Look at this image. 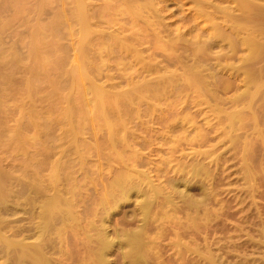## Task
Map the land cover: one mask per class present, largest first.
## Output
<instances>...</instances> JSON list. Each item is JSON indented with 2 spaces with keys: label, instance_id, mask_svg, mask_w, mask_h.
Here are the masks:
<instances>
[{
  "label": "rangeland",
  "instance_id": "obj_1",
  "mask_svg": "<svg viewBox=\"0 0 264 264\" xmlns=\"http://www.w3.org/2000/svg\"><path fill=\"white\" fill-rule=\"evenodd\" d=\"M87 1H90L88 2L91 8V10L89 9L90 14L95 17L103 14L104 17L97 16V19L95 18V24L91 26L92 30L90 28L89 31L91 33L81 34L80 25L72 16L76 12L73 0H0V96L3 94L0 97V113H3V115L0 116L5 118V122L2 121L5 126L3 124L0 126V175L3 174L1 176L0 192L4 190L2 194H4L3 192L6 194V190L12 191H8L10 192L8 193L9 196L3 200L4 202L0 198V217L9 224L13 222L14 218L16 220V224H11L13 232L11 228L9 230L6 227L2 230L5 232L1 231L0 234L8 237V235L12 236L14 230H16L20 234L19 237L22 238L23 232L27 230L25 228L29 227L30 229L35 220H39L40 206L38 205L40 202L38 203V201L41 198H38L40 200H34L32 203L28 199L29 189L31 186L36 185L35 181L38 183L42 178L47 182L53 173L54 166H59L61 175H64L60 177V182L58 181L59 186H61L59 189L58 186L56 188L62 192H70V194L73 192L76 202L74 201L72 209L74 213H80V215L77 213L79 216L78 228L75 229L76 232L73 229L72 231L71 228L69 231L67 230L68 233L66 232V234H69V238L65 234V237H67L63 248L71 257L70 264H82L80 257L86 251L83 247L86 239L83 237H86L85 233L87 231L105 225L109 235L116 237V232L121 235L123 231L136 229L143 224L142 211L139 210L140 201L144 198L143 195L148 190V185H143V193L139 194L137 191H133L127 201L121 200L113 204L111 203L113 200L109 201L108 208L101 202L105 193L112 188L111 181L115 178V175L120 171H125L124 163L128 159L129 152H132L136 147L137 149H135L140 150L139 154L142 157L139 159L137 169L148 173L154 185L161 188L168 187L166 190L171 192L173 203L176 202L177 205H181L184 201L185 204H189L195 202V200L196 202L200 200L199 202L202 203L203 199L207 202H203V204L198 202L199 209L197 213L195 209L189 210L180 207L178 210L169 211L171 216L173 215V220L167 223L165 231L157 230L161 215L158 216L159 218L156 221L151 220L150 225L147 226V233L150 235H147L148 239L145 238V245L152 249L145 256L144 264H209V258L212 255L214 256L212 258L218 260L216 264H241L240 261H244V264H264V59L261 60L264 56L257 57L260 59L259 61L254 56L249 58V50L240 45H237L236 49L234 48L235 51L232 50L231 53L230 47L226 45L227 43H222V45L214 46L209 54L196 59L190 50L182 51L178 49L175 52L169 48L162 49L159 46L162 42H158L155 37L135 42L131 37L132 29L133 31L136 29L133 28L134 21L131 19V14L123 9L122 0ZM205 1L207 3L211 1L213 5H208L204 11H198L194 0L158 1L159 7L164 8L161 14L166 17L165 26L169 27L167 28L169 32L176 30L173 31V33H176L180 30L182 33H186L188 39L196 37L194 35L197 34L199 36L201 34L202 37L204 32L203 39L207 40L219 32L232 31L231 27H239L238 29L241 30L240 37L244 36L245 31L252 29L253 32L247 31L248 34L250 32L251 35L254 32L259 33V36L255 33L252 39L264 43V11L259 8L261 7L264 10V0H251L253 6L248 9L242 8L233 0ZM113 6L114 8H110ZM121 7L122 9H120ZM255 10L256 12H254ZM17 11L18 13L19 11L23 12L24 15L21 12L17 14ZM64 11L65 14H63ZM246 11L250 12H247L248 15L250 14L249 16L246 15ZM257 11L260 13L258 14ZM197 12H202V14ZM227 14L235 16L234 20L233 17L230 18ZM16 15H19V17ZM243 15H245L244 19ZM250 16L252 19L249 18ZM57 17L62 20L65 19L66 23L63 21L64 24L61 21L62 24H60V19ZM239 18L241 19L239 20ZM247 18L250 19V24L244 21ZM53 20H57L60 27L57 26V33L48 36L46 41L48 40V43L51 44L55 42V47L58 46L59 48L44 51L46 54L42 52L38 56L33 50L45 48V44L41 42L44 40L41 39L38 32L40 28L50 26L52 24L50 22H54ZM135 23L137 24L136 27L143 26L142 19ZM34 31L36 32L34 33ZM115 34H119L126 39H124L125 42L127 41L126 44L133 48L131 53L125 54L121 49L117 50L119 47L111 50V47H109L110 41L107 39L109 35L111 37ZM168 39V37L163 38L164 41ZM105 43L108 44L107 47ZM235 44H238V42L236 41ZM61 46L63 49L60 48ZM79 46H82L81 50L84 51V54H82L83 51L79 50ZM34 47L35 49H33ZM104 48L106 50L107 48L110 49L111 53L110 51L103 52ZM65 49L67 50L65 51ZM79 51L80 53H78ZM35 54L36 56H34ZM40 56L44 58L39 60ZM247 56L249 59L246 58ZM61 58L66 60L64 64ZM86 61L87 63H85ZM58 65L60 66L58 67ZM153 65L155 67L166 66L168 72H165L166 68L161 70L166 75H171L173 74L171 72L175 71L176 74H185L186 76V71H192L197 65V68L208 66L209 71H207V74L210 73L213 77L210 75L211 77L207 79L214 80L212 89V91H215L214 94L212 93L214 96L211 94L208 96L209 98L204 97L205 95L199 98V95L189 88L183 90L180 97L169 96L162 101L160 108H163L164 111L155 113L156 115L160 113L159 118L153 116V120H150L151 122L147 124L149 127L146 129L143 126V129L146 130L143 134L139 130V122L142 120L147 121L149 116H144L141 112L140 117H134V114L137 113V107H129L131 112L128 111L131 114L136 111L131 115L134 126L130 125L131 128L128 130L131 131L130 133L133 132L134 136L136 135L133 147L136 146L126 149L120 143L116 150L102 149L107 143L109 135L105 130H99L96 133L90 132L92 130L91 125L94 124L86 121V117L88 113L90 114L91 107L84 108L83 102L77 100L81 90L79 88L87 87L90 90L88 94L91 99L88 98L90 101L92 100L91 104H93L95 102L92 98H95L94 95L98 89V87L92 88L93 84L106 87L107 90L117 83H125L121 87H126V80L130 75L134 76ZM48 66L52 67L49 68ZM81 67H85L83 71L87 73V79L84 81L86 85L80 84L79 86V83L77 85L75 82L76 77L71 72L79 70ZM27 69L28 71H26ZM153 75L149 74L147 76H158ZM182 83L187 84L185 81ZM118 89L121 90L122 88L117 86L116 90L111 91L118 92ZM244 93L247 95H244ZM11 95L13 96L9 97ZM73 95H76L73 97L75 98V101H73L75 102L73 104L74 108L75 106L77 108H75V116L71 113L74 109L69 111L68 114L62 111L68 107L69 102L66 99ZM59 102L63 105L66 103L65 107L61 104L63 109L58 107L62 109L61 112L55 109L59 106L58 104L54 107V104ZM1 109L4 110L5 115ZM35 110H37L36 113ZM240 112L241 116L234 115ZM61 114L64 115V118ZM37 115H39V118H37ZM51 116L56 117L52 118ZM3 117L0 119H3ZM40 118L41 120L51 118L48 120L51 123L46 121L47 126L43 123V120L42 123H38L41 122ZM28 119L32 120L33 125L37 127L30 123V125L26 124ZM38 119L40 121L36 122ZM52 119L53 121L55 119V121H51ZM35 122L39 126L42 124L45 126L42 125L43 128L40 127L41 130H39V126ZM49 123L51 126H49ZM169 123L172 124L170 128L168 127ZM81 126L83 130L78 128ZM21 128H24V130ZM72 128H74L76 135L68 133L67 129ZM77 128L81 130L79 131ZM19 129L22 132L24 131L22 135H27V138L22 135L19 136L21 133H19ZM64 131L69 134L68 138L66 136L68 134H63ZM2 133L4 134L2 135ZM12 135H15V138L17 136L20 144L15 142L17 140H14ZM21 136L24 141V138L28 139L29 142L26 141V144L28 142L31 145L28 144L27 147ZM34 136L36 139H34ZM31 138L34 140H31ZM10 139L14 145L11 144ZM8 141L10 144L6 145L5 142L8 143ZM140 144H146L145 148H140ZM250 150L251 152H249ZM118 153L123 154L124 162L118 159ZM194 166H200L201 175L194 176L193 170L197 168ZM31 167L35 170L34 172L30 170ZM24 169L30 171H24ZM162 171H165L164 175L167 178H173L178 182L176 189L185 190V194L189 196L183 198L178 193L174 196L175 194L172 193L170 186H167L168 182L165 181L164 177H158ZM26 173H31L32 176L24 177L27 176ZM183 180L187 182L189 180V187ZM69 182L73 184L69 185ZM50 192H53V190ZM2 194L0 193V195ZM211 198L212 201H210ZM26 201L29 202L26 203ZM21 202H24L26 208L21 206L23 205ZM27 204H32L33 207L37 204V207L32 212V208L27 209L28 206L32 207V205L27 206ZM13 206L19 210H15ZM7 207L8 209H6ZM25 209L31 211V213L27 210L25 212ZM35 213L36 215H34ZM92 224L96 227L92 228L94 227ZM184 225H188L190 236L188 233L179 234L180 226ZM27 231L29 232V230ZM27 231L25 232L27 233ZM25 232L24 234H26ZM158 232L160 233L158 234ZM182 234L185 236L181 237ZM33 239L34 237L27 238L26 241L29 240L28 242H30ZM179 241L188 246L185 249L189 250L188 252L180 248ZM93 246L94 244L90 245V247ZM114 250L108 256L111 261L110 264L130 263L128 259H123L122 249L116 247ZM183 252L186 257L181 256L184 254ZM57 256L59 257L58 254ZM4 259H7V257L0 258V264H11L9 261L12 258L9 261L6 260L8 261L6 263ZM219 260L224 262L220 263Z\"/></svg>",
  "mask_w": 264,
  "mask_h": 264
},
{
  "label": "bare ground",
  "instance_id": "obj_2",
  "mask_svg": "<svg viewBox=\"0 0 264 264\" xmlns=\"http://www.w3.org/2000/svg\"><path fill=\"white\" fill-rule=\"evenodd\" d=\"M121 1V0H120ZM160 0H122L123 2V9L125 11H127V13H130L131 14V19L134 21V26L133 28L135 29L133 31L132 29V40L133 41H137V42H140L141 39L142 40H147V39H150L151 37H155L157 38L158 42H162L160 43V47L163 49V48H169L170 50H173V51H177L178 49L182 50V51H187V50H190L193 57H195L196 59L198 57H203L204 55H207L209 54L210 50L216 46V45H219L222 43H227L226 45H228V47H230L229 50H231V53H232V50H234V48L236 49V46L237 45H240V46H243L247 48V50H249V58L251 56H254L256 57V59H258V61L260 60L259 56H264V43L262 42H258L256 40H253L252 37L253 35L256 33L254 32V34L252 33L251 35V32L248 34L249 31H252L253 30H247L245 31L243 34L244 36H241L239 34L240 33V29H238L239 27L237 28H232V31L229 30V32H219L215 35H213L212 37H209L207 40H204L203 39V34L204 32L202 33V37H201V34L199 36V34L197 35H194L196 37L194 38H190L188 39L187 36H186V33H182L180 30H178L176 33H173V31H170L169 32V27L165 26V15H162L161 12L164 11V8L162 7H159V2ZM208 1V0H207ZM224 1H232V0H224ZM234 2H237L239 4V6H241L242 8H245V9H248L250 7H252L253 5V1L251 0H233ZM257 1V0H255ZM254 1V2H255ZM21 2V1H20ZM75 6H76V12L74 15V19L78 22V25H80V33L81 34H88V32L90 31V28L92 30V25L95 24V18L97 16H101L102 18L104 17L103 14L102 15H97L96 17L92 14L89 13V9L91 10L90 6H89V3L90 1H87V0H73ZM121 2V3H122ZM211 2V1H209ZM207 3L205 0H194V3L197 5V9L198 11H204L205 8L208 6V5H211V3ZM259 2V1H258ZM260 3V2H259ZM264 3V2H263ZM25 4V3H24ZM213 5V4H212ZM217 5V4H216ZM256 5H258V3H256ZM111 6V5H109ZM215 6V4H214ZM237 6V5H236ZM255 6V5H254ZM259 6V5H258ZM106 7H108L106 5ZM122 7L120 9H122ZM167 7V6H166ZM256 7V6H255ZM16 8V7H15ZM110 8H114L113 7H110ZM262 11H264L261 7H259ZM19 9V7H18ZM93 9V8H92ZM226 9V8H225ZM254 9V8H253ZM17 10V9H16ZM65 10V9H63ZM123 10V11H124ZM228 10V9H227ZM238 10V9H237ZM259 11V9H257ZM260 10V11H261ZM75 11V9H74ZM243 11V10H242ZM257 11V12H258ZM21 11H19L20 13ZM24 12V10H23ZM23 12H21L23 14ZM119 12V10H118ZM122 12V11H121ZM248 13H250L249 11H246V15L249 16ZM256 12V10L254 11ZM18 11H17V14H19ZM25 13V12H24ZM61 13V12H60ZM94 13V12H93ZM124 13V12H123ZM198 14H202V12H197ZM229 13V12H228ZM243 13V12H242ZM260 12H258L259 14ZM65 14V11L64 13ZM97 14V13H96ZM197 14V15H198ZM257 14V13H256ZM263 14V13H261ZM24 15V14H23ZM228 16L233 17V20H234V17L235 16H231V14H227ZM264 15V14H263ZM19 17V15H16ZM259 16V15H258ZM22 17V16H21ZM100 17V18H101ZM238 17H241V16H238ZM260 17V16H259ZM259 17H256L257 19ZM58 18V17H57ZM56 18V19H57ZM245 18V15H243V19ZM250 19L251 16L249 17ZM263 18V17H262ZM60 19V18H58ZM57 19V20H58ZM97 19V18H96ZM99 19V18H98ZM143 20V26H138L136 27V21H139V20ZM194 19V18H193ZM241 18H239L240 20ZM250 19L248 20V18L246 20H244L245 22H247L248 24ZM57 20H53L54 22H50L52 23L50 26H46V28H43L41 29L40 28V31L38 32L41 39H43L44 41H41L42 43L45 44V48L44 49H36V50H33L35 49V47L32 49L34 51V53H36L38 56L42 54V52L44 51H47V50H54L55 48H59L58 46L55 47V42L54 44L52 43H48V40L46 41L47 37L50 36L51 34H55L57 33V29L59 26ZM262 20V19H261ZM59 21V20H58ZM61 21H65L66 23V20H62L60 19L59 23H61ZM243 21V20H242ZM252 21V20H251ZM100 22V21H98ZM97 22V23H98ZM229 22V21H228ZM231 22V21H230ZM244 22V23H245ZM64 23V22H63ZM64 23V24H65ZM233 23V22H231ZM246 23V24H247ZM260 23V22H259ZM58 24V25H57ZM63 24V25H64ZM76 24V23H75ZM243 24V23H241ZM247 24V25H248ZM70 25V24H69ZM76 24V26H78ZM1 26V25H0ZM42 26V24H41ZM259 26V24H258ZM261 26V25H260ZM60 27V26H59ZM264 27V26H263ZM244 28V27H243ZM241 28V29H243ZM4 29V28H3ZM2 29V30H3ZM61 29V28H60ZM94 29V28H93ZM171 29V28H170ZM246 30V29H245ZM61 31V30H60ZM78 31V30H77ZM176 31V30H175ZM174 31V32H175ZM255 31V30H254ZM36 31H34L35 33ZM94 32V31H93ZM150 32V33H148ZM258 32V31H257ZM36 33V34H38ZM91 33V32H89ZM167 35H166V34ZM227 33V34H226ZM246 33V35H245ZM263 33V32H262ZM78 34V33H77ZM165 34V35H164ZM257 34V33H256ZM259 34V33H258ZM257 34V35H258ZM206 35V34H205ZM262 35V34H260ZM53 36V35H52ZM57 36V35H56ZM80 36V35H78ZM82 36V35H81ZM110 36V35H109ZM108 36V41H110L109 43V47H111V50H113L115 47H119L117 50H120L125 53V54H129L133 51V48L129 45L126 44L125 42V38H122L119 34H115V35H111V37ZM259 36V35H258ZM37 37V36H36ZM35 37V38H36ZM60 37V36H59ZM86 37V36H85ZM129 37V38H131ZM165 37H168L169 39L167 41H164L163 38ZM235 37V38H233ZM55 38V36H54ZM107 38V37H106ZM264 38V36H263ZM97 39V38H96ZM125 39V40H124ZM32 40H33V37H32ZM40 42V40H38ZM55 41V40H54ZM60 41V40H59ZM103 41V40H102ZM164 41V42H163ZM238 42V44H235V42ZM32 42V41H31ZM78 42V41H77ZM104 42V41H103ZM234 42V44H233ZM34 43V42H33ZM40 43V44H42ZM106 44V43H105ZM32 45V44H31ZM58 45V44H57ZM108 44H106V47H107ZM44 46V45H43ZM78 46V45H76ZM39 47V46H38ZM64 47V46H63ZM79 50L82 52L83 50L82 49V46H79ZM62 48V46L60 47ZM66 48V47H65ZM86 48V47H85ZM63 49V48H62ZM88 49V48H87ZM58 50V49H57ZM67 49H65L66 51ZM91 50V49H90ZM80 51L78 53H80ZM106 52V51H110V49L107 48H104L103 52ZM57 52H61V51H57ZM115 52V51H114ZM45 53V52H44ZM43 53V54H44ZM56 53V52H55ZM88 53V52H87ZM111 53V51H110ZM36 54L34 56H36ZM46 54V53H45ZM65 54V53H64ZM84 54V51L83 53ZM82 54H80L82 56ZM107 54H109L107 52ZM86 55V54H85ZM90 55V54H88ZM32 56V55H31ZM32 56V57H34ZM44 56V55H42ZM46 56V55H45ZM44 56V57H45ZM62 56V54H61ZM64 56V55H63ZM80 56V57H81ZM43 57V58H44ZM66 57V56H65ZM65 57H63L64 59H66ZM253 57V58H254ZM35 58V57H34ZM41 58V56L39 57V60L40 59H43ZM87 58V56H86ZM248 58V56L246 57ZM248 58V59H249ZM62 59V58H61ZM62 59L64 62H62L63 64L65 63L66 60ZM82 59V58H81ZM246 59V60H248ZM252 59V58H251ZM250 59V60H251ZM264 59L263 57L261 58V60ZM87 60H89L87 58ZM245 60V59H244ZM47 61V59H46ZM252 61V60H251ZM44 62V61H43ZM81 62V60H80ZM202 62V61H201ZM48 63V62H47ZM60 63V61H59ZM58 63V64H59ZM61 63V64H62ZM87 63V61L85 62ZM84 63V64H85ZM205 63V62H204ZM4 64V63H2ZM44 64V63H43ZM51 64V62H50ZM203 64V63H202ZM47 65V64H46ZM82 65V63H81ZM204 65V64H203ZM202 65V66H203ZM60 65H58L59 67ZM198 66V65H197ZM194 67L192 71H189V74H188V71H186L187 73V76L184 74H176L174 72H171L173 74L171 75H166L165 72H168L167 71V67L166 66H163V67H155V65L149 67L148 69H144V71H141L139 72L138 74L134 75V76H129V78L126 80V87H121V85H125V83L121 84V83H117L116 85H112L111 88H109V90L106 89V87L104 88L103 86H99V85H96V84H93L92 85V88L93 87H98L97 89V92L95 93V98H92L94 99L93 101L95 103L91 104L92 100L90 101V97H89V92L90 90L87 88V87H82V88H79L81 89L80 92H79V95L77 96V100H81L82 104L84 105L83 107L86 108V107H91L90 109V114L88 115L87 114V117H86V121L88 122H91L93 123L94 125H91V128L92 130L90 132L92 133H96L97 131L101 130H105L108 135H109V139L107 141V143L102 147V149H111V150H116L117 147H119L120 143H122V146H124L126 149H130L131 147H133V145L135 144L134 140H135V136L132 133H130L131 131H128L130 130L129 128H131V126H134L132 124V118H131V115H133L136 111L137 113L136 116L134 114V117H140L141 115V112H143L142 115L144 116H149V119H147V121H144L142 120L141 122H139V130L141 132V134H143V132H146V130L143 129V126H145L144 128H148L149 126L147 124H149V122H151L150 120H153V116L154 117H157V119L159 118V115L161 112H163V108L161 109V104H162V101L163 100H166L169 96L171 95H174L175 97H180L181 94H182V91L183 90H186V89H191L193 91H195L198 95H199V98H202V96L204 97H208L209 95H211L212 93L214 94L215 91H212L213 89V82L214 80H209L207 78H210L212 75L210 73L207 74V71H209V67L208 66H203V68L199 67L197 68ZM1 67V66H0ZM49 67V66H48ZM52 67V66H51ZM49 67V68H51ZM208 67V68H207ZM250 67V66H249ZM4 68H7V67H4ZM3 68V69H4ZM48 68V69H49ZM62 68V67H61ZM165 72L163 73V71H161L162 69H165ZM1 69V68H0ZM59 69V68H58ZM83 69H85V67H81L79 70H73L71 73L74 74V76L76 77V83L78 85L79 83V86L80 84L81 85H86L84 83L85 79L86 78V74L85 71H83ZM89 69V68H88ZM155 70V72H154ZM28 71V69L26 70ZM60 71V70H59ZM33 72V71H32ZM50 72V70H49ZM136 72V71H135ZM151 72V73H150ZM162 72V73H161ZM2 73V72H1ZM29 73V72H28ZM48 73V72H47ZM62 73V71H61ZM35 74V73H34ZM72 74V75H73ZM153 75V74H156L158 76L156 77H150V76H147V75ZM29 75V74H28ZM56 75V74H55ZM61 75V74H60ZM211 75V76H210ZM33 76V75H32ZM52 76V75H51ZM58 76V75H57ZM154 76V75H153ZM209 76V77H208ZM56 77V76H55ZM148 77V78H147ZM150 77V78H149ZM213 77V76H212ZM32 78V77H31ZM54 78V77H53ZM253 78V77H252ZM35 79V78H34ZM56 79V78H55ZM188 79V80H187ZM37 80V79H36ZM257 80V79H256ZM33 81V80H32ZM31 81V82H32ZM35 81V80H34ZM185 81L187 82V84H183L182 82ZM37 82V81H36ZM74 83V82H73ZM35 84V83H34ZM38 85V84H37ZM36 86V85H35ZM78 86V87H79ZM117 86H120V88H122L121 90H119L118 92H113L111 90H116ZM37 87V86H36ZM39 88V87H37ZM77 88V87H76ZM91 88V89H92ZM32 89V88H31ZM248 89V88H246ZM4 91V90H3ZM34 91V89H33ZM93 91V90H92ZM246 91V90H245ZM2 92V91H1ZM32 92V90H31ZM76 92V91H75ZM3 93V92H2ZM11 93V91H10ZM77 93V92H76ZM94 93V91H93ZM9 94V93H8ZM13 94V93H12ZM32 94V93H31ZM212 94V95H213ZM246 93H244L245 95ZM3 95V94H2ZM2 95L0 97H2ZM10 95V94H9ZM69 95V94H68ZM67 95V96H68ZM77 95V94H76ZM76 95H73V96H69V98L66 99V101L69 102L68 104V107L64 110L62 108V103H64L63 101H61L62 103H55L54 104V107L58 104L59 106H57V108H55L57 111H64L65 113L68 114L69 111L73 110L71 113L74 114V112L76 113V106L74 108V103L73 101H75V98H73L74 96ZM247 95V94H246ZM13 95L9 96V97H12ZM93 96V97H94ZM214 96V95H213ZM90 99H89V98ZM7 98V97H6ZM66 98V96H65ZM63 97V99H65ZM209 98V97H208ZM3 99V98H2ZM8 99V98H7ZM6 100V99H5ZM201 100V99H200ZM65 101V102H66ZM73 102V103H72ZM76 103H78L76 101ZM21 104V103H20ZM62 104V105H61ZM79 104V103H78ZM18 105V104H17ZM66 105V103L64 104ZM63 105V106H64ZM2 106V105H1ZM137 107V110L135 111L134 109V113L132 112V114L130 113L131 112V109H129V107ZM21 107V106H20ZM34 107V106H33ZM50 107V106H49ZM52 107V106H51ZM53 107V108H54ZM61 107L62 109H59ZM65 107V106H64ZM82 109V106L80 107ZM127 108V109H126ZM143 108V109H141ZM34 109V108H33ZM50 109V108H48ZM59 109V110H58ZM77 109V108H76ZM2 110V109H1ZM52 110V109H51ZM80 110V109H79ZM78 110V111H79ZM130 110V112L128 111ZM132 110V111H133ZM143 110V111H142ZM4 112V110H2ZM37 110H35V113H36ZM81 111V110H80ZM44 112V111H43ZM51 112V111H50ZM59 112V113H60ZM63 112V113H64ZM124 112V113H123ZM157 112H160L158 113V115H156L155 113ZM54 113V112H52ZM56 113V111H55ZM58 113V114H59ZM62 113V114H63ZM87 113V112H86ZM3 115V113H0V115ZM7 114V113H6ZM26 114V113H25ZM57 114V115H58ZM61 114V115H62ZM83 114V113H82ZM4 115H5V112H4ZM8 115V114H7ZM33 115V114H31ZM76 114H74L75 116ZM81 115V114H80ZM78 115V116H80ZM234 115H240L241 116V112L240 113H236ZM36 116V115H35ZM39 118V115H37ZM64 115H62L63 117ZM238 116V117H240ZM3 117V116H0V118ZM52 117V116H51ZM56 116H53L52 118H54ZM71 117V116H70ZM237 117V116H236ZM36 118V119H37ZM42 118V117H41ZM40 118V120H41ZM64 118V117H63ZM66 118V116H65ZM75 118V117H73ZM151 118V119H150ZM4 117L3 119H0L1 120V124L0 126L3 124L2 121H4ZM31 119H32V116H31ZM51 118L49 119H42L44 122V124L47 126V124L45 123L46 121L50 120ZM56 119V118H55ZM54 119V121H55ZM232 119V118H231ZM34 120H35V117H34ZM39 119L36 121H40ZM42 120L41 122H38V123H42ZM79 120V119H77ZM82 120V119H81ZM25 121V120H24ZM27 121V120H26ZM32 120H29L26 122V124L30 123L33 125V121L31 122ZM53 121V119L51 120ZM53 121V122H54ZM67 121V120H66ZM75 121V120H74ZM158 121V120H157ZM5 122V121H4ZM35 122V123H36ZM50 122V121H48ZM52 122V123H53ZM81 122V121H80ZM83 122V121H82ZM7 123V122H6ZM36 123L38 126L39 124ZM51 123V122H50ZM49 123V124H50ZM156 123V122H155ZM154 123V124H155ZM159 123V121H158ZM173 123V122H171ZM169 123L167 126L170 128L172 126V124ZM234 123H235V120H234ZM237 123V121H236ZM23 124H25V122H23ZM22 124V125H23ZM25 124V125H26ZM29 124V125H30ZM69 124V123H67ZM78 124V123H77ZM90 124V123H89ZM5 126V123L3 124ZM43 125V124H42ZM39 126V130L40 127ZM43 125V127L45 126ZM76 125V123H75ZM83 125V124H82ZM131 125V126H130ZM147 125V126H146ZM236 126V124H234ZM241 125V124H240ZM21 126V125H20ZM35 127H37L36 125H33ZM51 126V124L49 125ZM87 126V125H86ZM238 126V124H237ZM3 127V126H2ZM42 127V128H43ZM77 127V126H76ZM84 127V126H83ZM90 127V125H89ZM240 127V126H239ZM4 128V127H3ZM6 128V127H5ZM20 128V127H19ZM34 128V127H33ZM46 128V127H45ZM78 128H82L81 127H78ZM77 128V129H78ZM90 128V129H91ZM22 129V128H21ZM49 129V128H48ZM89 129V128H88ZM152 129V128H151ZM237 130V128H235ZM239 129V128H238ZM1 130V129H0ZM3 130V129H2ZM24 130V128L22 129ZM50 130V129H49ZM79 130V129H78ZM81 130V129H80ZM79 130V131H80ZM83 130V128H82ZM7 131V130H6ZM36 131V130H34ZM45 131V129H44ZM43 131V132H44ZM68 133H71L72 135H76V133H74V128L68 130ZM67 131H64L63 134ZM231 131V130H230ZM9 132V131H8ZM21 132V133H20ZM27 132V131H26ZM37 132V131H36ZM6 133V132H5ZM14 133V132H13ZM19 136L22 135V133H24V131L22 132L20 129H19ZM35 133V132H34ZM46 133V132H45ZM68 133H65L68 134ZM0 134H1V131H0ZM4 133H2L3 135ZM9 134V133H8ZM16 135V133H14ZM38 134V132H37ZM137 134V133H136ZM15 135L12 137L14 138V140L18 139L17 136L15 138ZM26 135V134H25ZM29 135V134H28ZM33 135V134H32ZM24 136V134L22 135ZM21 136V137H22ZM27 136V135H26ZM24 136V137H26ZM38 136V135H37ZM42 136V134H41ZM63 136V135H62ZM67 138L69 136L66 135ZM65 136V137H66ZM11 137V138H12ZM20 137V138H21ZM71 137V136H70ZM228 137V136H227ZM12 138V140H13ZM27 138V137H26ZM25 141L23 140V137L21 138L25 143V145L28 147L29 145H31L30 143H28V139ZM29 138V137H28ZM131 138H134L133 140ZM1 139V138H0ZM6 139V138H5ZM33 138H31L32 140ZM34 139H36V137L34 136ZM33 139V140H34ZM4 140V138H3ZM11 140V139H10ZM12 140H11V144L14 145V143H12ZM19 140V139H18ZM17 140V141H18ZM30 140V139H29ZM2 141V140H1ZM15 141L16 143L20 144L19 142L20 141ZM26 141L27 144H26ZM39 141V140H38ZM37 141V142H38ZM65 141V140H64ZM84 141V140H83ZM36 142V141H35ZM59 142V141H58ZM85 142V141H84ZM32 143V142H31ZM144 143V142H143ZM5 144H10V142L8 141V143L5 142ZM18 144L16 145L18 147ZM29 144V145H28ZM33 144V143H32ZM58 144V143H57ZM64 144V143H63ZM83 144V143H82ZM147 144V143H146ZM146 144H140V148H145V145ZM11 145V146H13ZM10 146V147H11ZM34 146V145H33ZM64 146V145H63ZM62 146V147H63ZM136 146V145H135ZM134 146V147H135ZM15 147V146H14ZM21 147V146H20ZM19 147V148H20ZM74 147V146H73ZM100 147V146H99ZM133 147V148H134ZM13 148V147H12ZM30 148V147H29ZM86 148H88L86 146ZM136 148V147H135ZM133 149L132 152H129V156H128V159H126L128 163H124L125 164V171H120L119 173H117L115 175V178L112 179L111 181V186L112 188L107 191V193H105V196L104 198L101 200L102 204H104V206H106L108 208V206L110 204L109 201H112L111 202L112 204L114 202H119V201H127L129 199V196L130 194L133 192V191H137V193H143V185H148L149 188L145 193V195H143V199L142 201H140V212L142 211L141 213V216H142V221H143V224L140 225L138 228L136 229H132L129 231L128 230H125L123 231V233H120L119 232H116L117 236L116 237H111L107 231V226L105 225H101L98 226L99 228H95L96 226H94V224H92V228H95V229H92V230H89L85 233V236L86 237H83L86 239V241L84 242V248H85V252L83 255H81L82 257H80L81 259V263L82 264H110L111 261L109 260V254L114 252L115 248L118 247L120 248V250L122 249V254H123V259H128L129 260V264H144L145 262V256L150 252V250L152 248H149L145 245V238L148 239V234L147 233V226H149L151 223V220H155L158 219L159 215L160 218H161V221H160V224L157 228V230H161V231H165L167 229V223L168 222H171L173 220V215L171 216V214L169 213V211L171 212L172 210L175 211V210H178V208H184V209H195L194 211L197 213L198 209H199V203L200 204H203L204 199H203V202H199L195 200V202L193 203H189V204H185V202L183 201L181 205H177V203H173L172 199H171V192L166 190V188L168 187H164V188H161L160 186H157V185H154L153 184V181L151 179V176L146 173V172H141L137 169V167L139 166V159L142 158L139 154V151L136 150V149ZM22 149V147H21ZM33 149V148H32ZM97 149V148H96ZM23 150V149H22ZM88 150V149H87ZM99 150V149H98ZM76 151V150H75ZM125 151V150H124ZM85 152V151H84ZM120 152V151H119ZM251 152V150L249 151ZM122 153V152H121ZM124 153V152H123ZM251 156V155H250ZM254 156V155H253ZM118 159L122 160L123 162L125 161L124 160V157H123V154H120L118 153ZM250 159V158H249ZM33 160V159H32ZM56 163V162H55ZM35 164V163H34ZM63 165V164H62ZM31 166V165H30ZM33 166V165H32ZM194 167H197V166H194ZM27 168V167H26ZM37 168V167H36ZM35 168V169H36ZM28 170V169H26ZM24 169V171H26ZM33 172L35 170L31 169ZM28 170V171H30ZM124 170V169H123ZM194 176H198V174L201 175L200 172H202L200 166H198L197 168H195L194 170ZM204 171V170H203ZM32 172V173H33ZM60 169H59V166H54L53 168V173L51 174V177L50 179L46 182L45 180H40L38 181V183H36V181L34 182L36 185L35 186H31L29 191H30V194L28 199H30V201H32V203L34 202V200L36 201L38 198H41L38 199L40 201H38V203L40 202V204L38 206H40V211L38 213V221L35 220V223L32 224V227L29 229V227L25 228L27 230H29V232L27 230H24L27 231V233H29L28 235L24 234L23 232V237L21 238V236L19 237V232L14 230V234H12V236H5V235H1L0 234V258L2 259L3 257H7V259H4L3 261L6 263L9 261V259L12 258V260H10L9 262H11V264H70V256L68 254V252L66 251L65 248H63V244L66 240V237L69 235L66 234V232L68 233L69 229L71 228V230H77L78 228V222H79V216L77 215L78 212H75L73 211V203L74 201L76 202V199H74L75 195H73L72 193L70 194V192H62L61 190H58L59 187V183L58 181L60 182L61 180V176L63 177V175H61L60 173ZM40 173V171H39ZM38 173V174H39ZM5 174V173H4ZM8 174V173H7ZM31 174V173H30ZM28 173H26L25 175L27 176H24V177H29V176H32ZM165 174V171H162L161 174L158 176L159 178H163L165 179L166 182H168V185L167 186H170L171 190L173 191L172 193H174L176 196V194L178 193L179 196H182L184 198L189 196L187 194H185V190H178L176 189L177 188V181L174 180L173 178H167V176L164 175ZM3 175V174H2ZM0 175V183H1V176ZM29 175V176H28ZM37 175V174H36ZM35 176V175H34ZM38 177V176H37ZM23 178V177H22ZM31 178V177H30ZM35 178V177H34ZM65 178V177H64ZM196 178V177H195ZM25 179V178H23ZM31 180V179H30ZM33 180V179H32ZM67 180V178H66ZM72 180V179H71ZM3 181V180H2ZM21 181V180H20ZM27 181V180H26ZM70 181V179H69ZM185 181V180H183ZM23 182V181H22ZM32 182V181H31ZM68 182V181H67ZM75 182V181H74ZM189 182V180H188ZM187 181H185V184L189 187V184ZM58 183V185H57ZM3 184V183H2ZM23 184V183H22ZM73 183H70L69 182V185H71ZM75 184V183H74ZM6 185V184H5ZM27 185V184H26ZM56 186H58V189L56 188ZM74 186V185H73ZM186 186V187H187ZM8 188V187H6ZM11 188V187H10ZM2 189V188H1ZM53 192H50L52 191ZM6 190V189H5ZM4 191V190H2ZM2 191L0 192L2 194ZM10 190H6V194L5 192H3L4 194L0 195V198L1 200H5V198L8 195V193L12 192H8ZM27 193V192H26ZM69 193V194H68ZM34 194V195H33ZM11 195V194H10ZM216 196V195H215ZM25 197V196H24ZM110 198V200H109ZM112 198V199H111ZM203 198V197H202ZM7 199V198H6ZM9 199V198H8ZM0 200V201H1ZM212 201V198L211 200ZM4 202V201H3ZM29 202V201H28ZM26 201V203H28ZM192 202V200H191ZM199 202V203H198ZM6 203V202H5ZM22 203V202H21ZM188 203V202H187ZM207 203V202H205ZM213 203V202H212ZM8 204V203H7ZM19 205H21L20 203H18ZM17 204V205H18ZM24 207V202L22 203ZM118 204V203H117ZM210 204V203H209ZM1 205V204H0ZM16 206V204H14ZM19 205H18V208H19ZM28 205H32V204H27ZM15 206H13V208L15 210H19L17 208H15ZM26 206V204H25ZM34 205L31 206H28L27 209L29 208V210L31 209V211L33 212V210L35 209V207H37V204L35 207H33ZM6 207V205H5ZM211 207V206H209ZM222 207V205H221ZM12 208V207H11ZM12 208V209H13ZM26 208V207H24ZM118 208V207H117ZM227 208V207H225ZM8 209V207L6 208ZM13 209V210H14ZM25 209V212L26 210ZM110 209V208H109ZM217 209V208H216ZM222 209V208H221ZM27 210V212L29 211ZM37 210V209H36ZM107 210V209H106ZM211 210V209H210ZM213 210V209H212ZM215 210V209H214ZM220 210V209H219ZM31 211H29L31 213ZM110 211V210H109ZM180 211V209H179ZM36 212V211H35ZM108 212V211H107ZM189 212V211H188ZM210 212V211H209ZM212 212V211H211ZM16 213V212H14ZM37 213V212H36ZM36 213L34 215H36ZM194 213V212H193ZM80 215V213H78ZM143 214V215H142ZM170 214V215H169ZM177 214V213H176ZM210 214V213H209ZM217 214V213H216ZM223 214V213H222ZM227 214H228V211H227ZM189 215V214H188ZM198 215V214H197ZM215 215V214H214ZM213 215V216H214ZM108 216V215H107ZM187 216V214H186ZM192 216V215H191ZM207 216V215H205ZM219 216V215H218ZM178 217V216H177ZM194 217V216H192ZM191 217V219H192ZM196 217V216H195ZM220 217V216H219ZM154 218V219H153ZM6 219V218H4ZM35 219V218H34ZM198 219V218H197ZM218 219V218H217ZM18 221L20 219H17ZM194 220V219H193ZM199 220V219H198ZM201 220V218H200ZM13 221V222H12ZM11 224H16V220L15 218L12 220ZM193 222V221H192ZM195 222V221H194ZM142 223V222H141ZM200 223V222H199ZM11 224H9L8 222H6L5 220H3V218L0 217V232L2 230H4L6 227L7 229L11 228ZM201 224V223H200ZM202 225V224H201ZM200 225V227H201ZM204 225V224H203ZM15 226V225H14ZM186 225L184 226H180L181 227V230H179V234L181 235V233H190L189 231V228H188V225L186 226V229L184 228ZM205 226V225H204ZM80 227V226H79ZM179 227V228H180ZM199 227V226H198ZM199 227V228H200ZM203 227V226H202ZM4 228V229H3ZM15 228V227H14ZM13 228V229H14ZM68 228V229H67ZM17 229V228H16ZM12 230V228H11ZM18 230V229H17ZM68 230V231H67ZM72 230V231H73ZM75 230V232H76ZM94 230V231H93ZM2 232H5V231H2ZM13 232V230H12ZM16 232V233H15ZM11 233V232H9ZM70 233V232H69ZM160 232H158L159 234ZM164 233V232H163ZM178 233V231H177ZM65 234L67 235L65 237ZM115 234V235H116ZM150 235V234H149ZM146 236V237H145ZM160 236V235H159ZM185 235L182 234L181 237H183ZM190 236V235H189ZM31 237L33 239V241L31 240L30 242H28L29 240L26 241V239L30 238ZM195 237V236H194ZM69 238V236H68ZM159 238V237H158ZM157 238V239H158ZM193 240H195L193 237H192ZM198 239V238H196ZM57 240V241H56ZM153 241V240H152ZM59 243H60V246H59ZM148 243V242H147ZM180 243V248L181 249H187L188 246L183 244V242L181 243V241H179ZM91 244H94L93 247H90ZM179 245V244H178ZM211 245V244H210ZM209 245V247H210ZM152 246V245H151ZM212 247V246H211ZM254 247V246H253ZM58 249V250H57ZM114 250V251H112ZM187 250H185L186 252ZM189 251V250H188ZM187 251V252H188ZM179 252V251H178ZM180 253V252H179ZM184 253V252H183ZM59 255V257L56 255ZM181 255V254H180ZM179 255V256H180ZM183 255L185 256L186 254H182L181 256L183 257ZM213 256V255H212ZM209 258L210 259V263L209 264H216V262L218 260H216V258ZM14 257V259H13ZM79 257V256H78ZM186 257V256H185ZM214 257V256H213ZM79 259V261H80ZM8 260V261H6ZM224 260V259H223ZM222 260V261H223ZM222 261L219 262L222 263ZM218 262V263H219ZM224 262V261H223ZM240 262H244V261H240ZM80 263V262H79ZM241 263V264H242ZM248 263V261H247ZM6 264H9V263H6ZM198 264V263H197ZM244 264V263H243ZM256 264V263H255Z\"/></svg>",
  "mask_w": 264,
  "mask_h": 264
}]
</instances>
